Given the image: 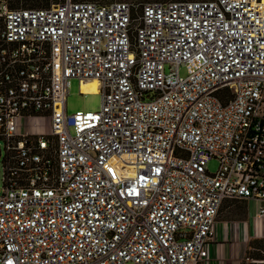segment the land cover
<instances>
[{"label": "built area", "instance_id": "built-area-1", "mask_svg": "<svg viewBox=\"0 0 264 264\" xmlns=\"http://www.w3.org/2000/svg\"><path fill=\"white\" fill-rule=\"evenodd\" d=\"M10 1L0 264H207L225 201L264 217L258 0ZM73 79L98 81L99 111L68 113Z\"/></svg>", "mask_w": 264, "mask_h": 264}, {"label": "crops", "instance_id": "crops-1", "mask_svg": "<svg viewBox=\"0 0 264 264\" xmlns=\"http://www.w3.org/2000/svg\"><path fill=\"white\" fill-rule=\"evenodd\" d=\"M253 200L225 201L209 245L207 264H243L246 257L259 258L264 248V217Z\"/></svg>", "mask_w": 264, "mask_h": 264}, {"label": "rangeland", "instance_id": "rangeland-1", "mask_svg": "<svg viewBox=\"0 0 264 264\" xmlns=\"http://www.w3.org/2000/svg\"><path fill=\"white\" fill-rule=\"evenodd\" d=\"M17 1L20 6H25V5L34 6L38 4H50L52 7L53 4H57L65 0H17ZM155 1H158V0H112V3L123 2V3H134L137 5H141L144 3H150V2H155ZM174 1L183 2V1H207V0H174ZM258 1L259 3H264V0H258ZM91 2L96 3V1H91ZM180 73L183 77L187 76L185 69H181ZM101 105H102V96L100 94H95V93L82 94L80 92L79 80L73 79L71 81V85L69 87V96H68V101H67V107H68L69 114H74L77 111L96 112L100 110ZM0 147H1L0 185H2L3 167H4V159H5L4 144L1 143ZM217 169H218V162L217 161L211 162L209 165V171L211 173H216Z\"/></svg>", "mask_w": 264, "mask_h": 264}, {"label": "trees", "instance_id": "trees-1", "mask_svg": "<svg viewBox=\"0 0 264 264\" xmlns=\"http://www.w3.org/2000/svg\"><path fill=\"white\" fill-rule=\"evenodd\" d=\"M73 2H91V1H96V3L98 2L99 4H111L112 3V0H72ZM169 1H174V0H158V1H155V2H162V3H165V2H169ZM11 6L12 8L14 9H18V8H37V9H40V8H50L51 5L50 4H38V5H34V6H28V5H25V6H20L18 1L17 0H11ZM65 1H62V2H59V3H64ZM58 4V3H57Z\"/></svg>", "mask_w": 264, "mask_h": 264}, {"label": "bare ground", "instance_id": "bare-ground-1", "mask_svg": "<svg viewBox=\"0 0 264 264\" xmlns=\"http://www.w3.org/2000/svg\"><path fill=\"white\" fill-rule=\"evenodd\" d=\"M259 8L261 9L262 11V14L264 15V3H259ZM98 86H99V83L97 80H89V81H86V82H83L82 85H81V91L82 93H95L97 94L98 93ZM118 168V163H116V169ZM131 170V175L134 174V170L132 168H130Z\"/></svg>", "mask_w": 264, "mask_h": 264}]
</instances>
